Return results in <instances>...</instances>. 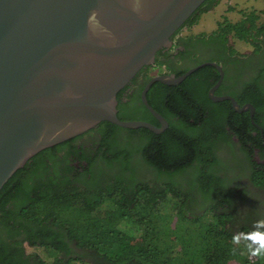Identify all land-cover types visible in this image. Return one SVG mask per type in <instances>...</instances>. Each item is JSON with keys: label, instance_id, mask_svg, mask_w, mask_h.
<instances>
[{"label": "trees", "instance_id": "16d2710c", "mask_svg": "<svg viewBox=\"0 0 264 264\" xmlns=\"http://www.w3.org/2000/svg\"><path fill=\"white\" fill-rule=\"evenodd\" d=\"M217 3L205 0L182 27L196 24ZM260 18L256 10L242 11L237 21H219L213 34L259 46ZM161 50L157 66L172 71L171 59L162 60ZM207 77L220 76L214 66L203 65L179 84H152L147 99L169 123L162 133L102 121L94 127L101 136L95 154L67 140L29 159L0 191V264H264V258L250 257L243 244L232 243L234 233L218 206L229 202L233 189H223L227 184L216 154L222 147L235 152L228 126L251 162L252 182L264 187V162L252 160L255 149L264 159L263 101L257 93L237 97L255 106L253 123L249 112L213 101ZM128 86L117 95L119 118L160 125L142 102L145 84L124 97ZM65 145L69 151L58 155ZM80 150L87 165L76 167L71 163ZM140 164L157 178L141 173ZM126 224L138 234L132 242L124 240Z\"/></svg>", "mask_w": 264, "mask_h": 264}, {"label": "water", "instance_id": "95a60500", "mask_svg": "<svg viewBox=\"0 0 264 264\" xmlns=\"http://www.w3.org/2000/svg\"><path fill=\"white\" fill-rule=\"evenodd\" d=\"M205 0H0V191L41 150L71 139L102 121L164 132L168 120L148 101L152 84L176 85L180 76L154 75L141 93L160 125L118 116V93ZM221 81V80H220ZM235 110H251L234 97ZM260 127V126H258ZM261 129V127H260Z\"/></svg>", "mask_w": 264, "mask_h": 264}, {"label": "flooded vegetation", "instance_id": "af4514ba", "mask_svg": "<svg viewBox=\"0 0 264 264\" xmlns=\"http://www.w3.org/2000/svg\"><path fill=\"white\" fill-rule=\"evenodd\" d=\"M260 20H264V13L261 14ZM217 27L214 30H216ZM184 28H188V26L180 28V30H178V32L172 37V46L163 48L159 54L161 55L160 58L162 60L171 59L169 63L172 66V71L167 70L165 65L161 67L157 66L156 58L155 63L152 64V71H141L142 68L138 72L139 74H136V78H133L135 81L132 79L133 82L131 81L129 83L130 86L125 89L123 96L126 97L134 90H139L141 85H146L156 74L166 72H172L171 74H174L175 71L184 68L190 69L202 63L213 62L219 64L221 69L212 64H205L214 66L220 76L217 79L214 77H207V80L212 83L208 90L209 97L211 98V89L220 80V84L214 91V95L216 96L229 95L238 101L237 97L245 95L247 92H250V94L257 93V97L261 98V101H263L261 115L264 118V34L260 36V45L256 46L249 42L237 40L232 35H229L225 41L223 37L214 35V30L210 32H201L204 33V35L201 36L199 35L200 33H183L182 30ZM237 41L244 45L242 44L241 47H238ZM149 77L151 78L149 79ZM222 101H228L231 103L230 100ZM245 104L252 103L247 100L241 105L243 106ZM243 112H249L251 115L250 109ZM227 129L228 132L231 133L230 139L233 141L235 152L228 147H222L216 151V154L222 161L221 165H218L220 167L219 174L224 178V183L227 184L223 189H233V193L231 194L229 202L223 201V205L218 206V210L220 214L227 217L225 219L226 227L231 231L233 230L234 232H232L236 234L238 232L252 231L255 222L264 219V187L257 186L252 182L249 170L251 162L248 160L247 154L241 150L239 138L235 134H232V131L228 126ZM261 131L264 135L263 128H261ZM100 137L101 136L95 128H92L83 134L68 140H70V143L78 149H84L88 154H91L92 151V153L95 154V150L99 144L96 145L95 143H97ZM69 149L70 147L65 145L57 152V154L63 156L69 151ZM80 153V156L71 163L76 167L81 166V163L87 165L86 161L81 158V150ZM252 155V160H256L258 163L264 162V159H261L258 149H255ZM73 158L76 157H71V159ZM98 163L100 162L98 161ZM138 169H140L141 173H145L149 178H157L155 177L157 174H155V172H153L148 166L140 164L138 165ZM199 201L201 203L204 202V198L200 196ZM201 205L202 204L199 203V206ZM194 208L195 207L193 206V209ZM259 231L264 232V226H261Z\"/></svg>", "mask_w": 264, "mask_h": 264}, {"label": "rangeland", "instance_id": "374dc122", "mask_svg": "<svg viewBox=\"0 0 264 264\" xmlns=\"http://www.w3.org/2000/svg\"><path fill=\"white\" fill-rule=\"evenodd\" d=\"M250 10H256L260 14L264 13V0H218L215 7L201 14L200 19L196 24L188 28H184L182 31L183 33L190 34L210 32L217 27V22L223 20L224 18L237 21L242 18V11ZM242 44L243 43L237 41L238 47H241ZM123 229L128 234L127 236H124L125 241L132 242L138 238L137 232L135 229H132L129 224L123 225ZM27 250L29 252L37 251V249L32 247H27ZM231 264L238 263L236 261H232Z\"/></svg>", "mask_w": 264, "mask_h": 264}, {"label": "clouds", "instance_id": "9594fccd", "mask_svg": "<svg viewBox=\"0 0 264 264\" xmlns=\"http://www.w3.org/2000/svg\"><path fill=\"white\" fill-rule=\"evenodd\" d=\"M261 226H264V219L256 221L252 231L234 234L232 238L233 245L243 244L250 257L264 258V232L259 231ZM232 252L235 254L236 248H233Z\"/></svg>", "mask_w": 264, "mask_h": 264}]
</instances>
